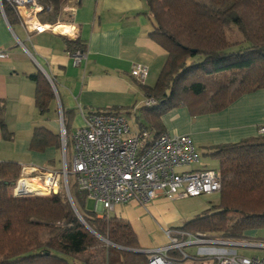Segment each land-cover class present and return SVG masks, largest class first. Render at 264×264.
<instances>
[{
	"label": "trees",
	"instance_id": "16d2710c",
	"mask_svg": "<svg viewBox=\"0 0 264 264\" xmlns=\"http://www.w3.org/2000/svg\"><path fill=\"white\" fill-rule=\"evenodd\" d=\"M61 1L39 0L43 21L56 22ZM146 3L152 25L148 35L167 58L153 85L137 81L145 99L154 100L139 108L136 119L147 122L138 123L139 131L148 130L154 139L164 132L161 116L174 108L186 107L192 116L216 113L242 95L264 89V0ZM4 12L10 23L18 20L7 3ZM67 45L71 54L85 52L78 39ZM30 78L36 83L35 103L45 112L54 96L51 85L41 71ZM123 108L106 110L119 113ZM49 142L58 145L59 134L37 128L33 148ZM208 154L218 160L219 201L177 228L227 238L264 228V134L212 146ZM20 173L18 163L0 161V264H148L149 254L137 251L127 220L99 217L76 206L81 220L61 192L15 196L12 188ZM76 197L84 206L86 195L76 189Z\"/></svg>",
	"mask_w": 264,
	"mask_h": 264
},
{
	"label": "crops",
	"instance_id": "0c3cea01",
	"mask_svg": "<svg viewBox=\"0 0 264 264\" xmlns=\"http://www.w3.org/2000/svg\"><path fill=\"white\" fill-rule=\"evenodd\" d=\"M148 11L146 0H62L55 23L43 21V12L25 21L16 14L18 20L10 23L0 10V50L6 52V57L0 59V161L18 163L24 175L34 179L30 182L36 183L40 171L61 166L56 159L62 125L66 133V124L73 132L86 113L137 106L145 101L130 74L132 66L147 67L143 83L151 86L148 80L156 81L167 58L166 51L148 35L152 29ZM35 22L51 28L36 33L32 30ZM56 25L62 30L52 29ZM75 39L85 44V59L79 65L73 63L67 45ZM37 71L48 79L54 94L45 112L35 103L36 83L30 78ZM160 120L165 133L188 135L197 152L201 148L208 154L212 146L259 135V127L264 126V89L244 94L216 113L192 116L186 107H180L163 114ZM37 128L59 134L58 145L49 142L42 149L33 148ZM202 167L207 165L200 157L191 165ZM214 195L219 201L218 193L172 200L159 196L146 205H117L110 215L131 224L138 250L147 253L167 244L165 229L177 228L178 223L182 225L199 211L217 204L205 200ZM186 200L191 203L189 209L176 207L177 202ZM185 251L201 256L211 249ZM202 262H207L203 256L185 264Z\"/></svg>",
	"mask_w": 264,
	"mask_h": 264
},
{
	"label": "built area",
	"instance_id": "2783aa9c",
	"mask_svg": "<svg viewBox=\"0 0 264 264\" xmlns=\"http://www.w3.org/2000/svg\"><path fill=\"white\" fill-rule=\"evenodd\" d=\"M5 3L24 21L44 10L39 0H0L3 14ZM55 27L57 25L52 29ZM49 28L51 26L35 22L32 30L41 33ZM71 56L73 63L79 65L85 59V52L75 51ZM5 57L6 52L0 50V59ZM130 74L143 83L147 78V67L134 64ZM153 103L151 98L144 101L145 105ZM259 134H264V126L259 127ZM60 139L62 167L42 170L36 180L47 194L57 193L63 186L71 200L69 175H72L77 191L95 202L99 217L110 214L117 205L130 202L146 205L159 196L172 200L219 193L221 189L218 169L191 168L198 161L199 154L188 135L163 132L152 139L148 130L133 131L125 117L114 111L99 110L84 114L83 123L75 128L70 137L62 125ZM69 139L72 145L71 172L67 168L66 158ZM26 180L34 179L27 178L22 168L20 178L12 188L13 195L40 194L26 191ZM164 234L167 244L147 252L148 264H185L187 260L197 262L201 256L206 259L205 264H264V257L243 256L230 249L208 247L211 252L201 256L191 255L184 250L185 246L198 244L262 248L264 242L233 240L205 233L192 234L177 228L165 229ZM172 250L177 251L179 256L171 255L169 252Z\"/></svg>",
	"mask_w": 264,
	"mask_h": 264
},
{
	"label": "rangeland",
	"instance_id": "374dc122",
	"mask_svg": "<svg viewBox=\"0 0 264 264\" xmlns=\"http://www.w3.org/2000/svg\"><path fill=\"white\" fill-rule=\"evenodd\" d=\"M148 82L150 84H154L155 81H153L151 83V81L148 80ZM143 101L139 102L137 104V106L127 107L129 109L130 113H127L125 111V110H127V108H124V109L120 110V112H119V114H121V115H123L125 117V119L127 120L128 124L130 125L132 130L135 131V132L139 131L138 123H141V124L147 126V122H146L145 119H136V116H139V108L143 105ZM60 124L61 123H59V125ZM60 127H61V125H60ZM66 127H67V135L70 137V135L72 134V130L70 128L71 126L66 124ZM59 129H58V131H59ZM198 150H199L198 152H199V157H200L201 162H205L208 168L218 169V160L215 157H213V156H211L209 154H205L204 151L201 148H198ZM66 152H67L66 153L67 168H68L69 172H71V169H72V145H71L70 139H69L68 144H67ZM56 163L58 165H61V167L63 165L62 146H61L60 151L58 152ZM69 185H70V196H71V198H70L71 200L70 201L73 203L75 208L77 206L81 211L94 212V213L99 214V211L97 210L96 204H95V202L92 199L86 198L85 202L83 204L84 206H82V204H80V202L78 201V199L76 197V187H75L74 178H73L72 175H69ZM37 188L38 189H34V190H31V191H42V192L45 191L43 189V187L40 186V184H38ZM59 192L63 193L65 195V197L67 198V200L69 201V198L67 197L65 188L63 186L60 187ZM41 195H47V193L46 194H41ZM201 197H203V196H201ZM201 197H200V199L202 201H204V198H201ZM207 199L210 200L209 204L218 202V196L217 195L207 196V198L205 200H207ZM189 203H190L189 200L180 201V202L176 203V207L189 209V207L191 206L190 205L191 203L190 204ZM197 204L195 205V207H199V206H197ZM202 204L204 205L205 201ZM192 206L194 207V205H192ZM204 212H205V210L203 209L202 211H199V213L197 215H202ZM191 218H193V217L191 216ZM177 225L181 226L180 223H178ZM177 225H175V226H177ZM253 231H255L254 234H251L250 233L251 231H247L243 235L244 237L233 238V240H243V239L247 238L249 240H255L257 242L258 241H264V228H261V229H258V230H253ZM186 232H189V231H186ZM205 234L216 235V236L219 237V235L217 233L213 234V233H211L209 231H206ZM202 247H204V248H208V247L209 248H222V249H226V250L230 249V250L236 251L237 254L243 255V256H249V257H251V256H261V257H264V248H261V247H247V246H240V245L198 244V245L185 246L184 250H187V251L193 250L194 251V249H198V248H202ZM202 263L204 264L205 262H202Z\"/></svg>",
	"mask_w": 264,
	"mask_h": 264
},
{
	"label": "bare ground",
	"instance_id": "6f19581e",
	"mask_svg": "<svg viewBox=\"0 0 264 264\" xmlns=\"http://www.w3.org/2000/svg\"><path fill=\"white\" fill-rule=\"evenodd\" d=\"M62 28H63L62 26H57L55 28V30L57 31V29H58L60 31V30H62ZM30 181H32V180H29L28 182H27V180L24 181V183H25L24 186L27 187L26 191H28V192H38V193H42V194L47 193L46 189L43 186H41V185L40 186L43 187V189L45 190L44 192H42V191H31V190L38 189V188H37V184L35 182L31 183Z\"/></svg>",
	"mask_w": 264,
	"mask_h": 264
},
{
	"label": "water",
	"instance_id": "95a60500",
	"mask_svg": "<svg viewBox=\"0 0 264 264\" xmlns=\"http://www.w3.org/2000/svg\"><path fill=\"white\" fill-rule=\"evenodd\" d=\"M69 203L71 204V206L73 207V209L75 210V212L79 216V218L82 220V217L80 216L79 212L77 211V209L75 208V206L73 205V203L70 200H69ZM137 251H141V250H137Z\"/></svg>",
	"mask_w": 264,
	"mask_h": 264
}]
</instances>
